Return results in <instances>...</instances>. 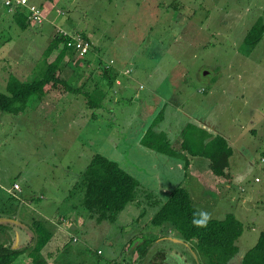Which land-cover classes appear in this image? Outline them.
I'll use <instances>...</instances> for the list:
<instances>
[{
	"label": "rangeland",
	"instance_id": "rangeland-1",
	"mask_svg": "<svg viewBox=\"0 0 264 264\" xmlns=\"http://www.w3.org/2000/svg\"><path fill=\"white\" fill-rule=\"evenodd\" d=\"M29 2L45 18L21 29L0 0V92H8L12 74L25 81L41 77L44 52L58 30L82 31L94 46L88 55L65 57L60 77L80 86L90 72L97 78V70L111 64L121 83L97 108L86 105L84 93L58 83L41 99L31 95L18 113L0 110V215L17 221L10 227L12 247L30 242L35 218L54 225L43 253L48 264L151 263L161 244L180 246L173 226L151 222L159 207L152 202L165 201L177 185L212 218L233 213L243 228L240 253L253 247L264 231V33L253 49L243 39L264 18V0ZM99 60L102 67L93 69ZM160 115L155 128L176 141L172 154L142 144L144 131ZM186 124L187 152L202 151L204 137L228 139L230 179L215 175L202 156L189 171L177 167L186 158L178 145ZM96 153L117 161L140 183L138 199L114 222L91 216L73 186ZM146 238L154 241L153 249L133 261L136 242ZM182 241L193 264H207L201 254L195 260L191 244ZM26 259L21 254L12 264Z\"/></svg>",
	"mask_w": 264,
	"mask_h": 264
},
{
	"label": "trees",
	"instance_id": "trees-1",
	"mask_svg": "<svg viewBox=\"0 0 264 264\" xmlns=\"http://www.w3.org/2000/svg\"><path fill=\"white\" fill-rule=\"evenodd\" d=\"M12 12L17 17L21 29H25L27 24L33 21L29 18V9L26 7H17ZM79 33L85 40L89 41L84 32ZM262 33H264V18L260 16L251 25L243 41L253 49L260 40ZM68 39V37H63L57 32L52 35L44 52V70L41 77L25 81L13 74L9 76L8 92H0L1 111L18 113L26 107L27 100L31 95H38L41 99L49 94L58 83H63L69 92L84 93L87 98V106L91 108L101 106L108 90L115 88L119 72H115L111 64L102 67L99 60L98 64L93 67V69L96 66L102 67L97 70L99 76L95 78L93 74L95 71L93 70L80 86L60 77L57 71L65 57L73 58L77 55V50L66 44ZM93 48L94 46H91L86 54L92 52ZM56 51V56L50 60L51 54ZM111 62L114 61L111 59ZM160 119L161 115L154 119V122L147 128L142 138V144L156 152L172 154L175 150V144H172L164 133L156 131L155 127L161 121ZM189 126L190 124H186L182 129L184 137L178 143L181 144V150L185 149V145L190 147L187 132ZM202 129L204 130V128ZM206 139L204 137L202 142V151L193 152L190 149V153L208 158L210 169L215 175L230 179L229 159L232 155V147L228 139L225 136L217 135L205 143ZM186 150L189 151L188 147ZM185 159V167L188 168V158ZM139 184L138 180L122 168L117 161L102 153H96L73 186L79 189L82 198L81 205L91 216H94L98 222H114L117 215L129 203L138 199L137 188ZM148 193L151 192H147L146 195ZM152 204L159 206L153 219H151L152 224L164 226L168 223L176 229L180 238L194 240L200 254L207 258V264H228L239 251L237 241L243 233L239 219L230 213L224 219L212 218L206 228L194 227L192 225L193 213L200 209L193 204L191 195L185 186L177 185L169 192L165 201L156 199ZM44 221L47 222L46 220L32 219L31 240L19 249L13 248L10 241L12 224L0 223V264H12L21 254L26 256V264H48V256L46 257L43 253L54 237V225L50 223V226H46ZM71 241L72 239H70ZM131 242L134 245L135 240H131ZM153 243L154 241L149 238L139 241L135 250L137 258L144 257L150 251ZM152 258V264H162L163 255L161 252L155 253ZM240 264H264V231L259 235L256 244L243 253Z\"/></svg>",
	"mask_w": 264,
	"mask_h": 264
},
{
	"label": "crops",
	"instance_id": "crops-1",
	"mask_svg": "<svg viewBox=\"0 0 264 264\" xmlns=\"http://www.w3.org/2000/svg\"><path fill=\"white\" fill-rule=\"evenodd\" d=\"M116 83H121V80L119 79V78H117V80H116ZM117 85V84H116ZM143 87V86H142ZM115 88H116V86H115ZM144 88V87H143ZM207 125L206 124H203V127H206ZM146 131H147V129H146ZM146 131H144V134L146 133ZM156 131L157 132H161V133H164L165 134V137L166 138H168V136L166 135V133L165 132H163V131H159V130H157L156 129ZM144 136V135H143ZM169 139V138H168ZM181 139V138H180ZM182 139H183V137H182ZM182 139H181V141H182ZM211 139V137H208L207 139H206V141H205V143L206 142H208L209 140ZM170 140H173V139H169V141ZM171 142V141H170ZM176 142V141H175ZM175 142H174V144H175ZM179 145V144H178ZM145 146V145H144ZM180 146H181V144H180ZM146 147V146H145ZM146 149H150V148H148V147H146ZM152 150V149H151ZM154 151V150H153ZM163 154V153H162ZM183 154L186 156V158H188V162H189V166H188V168H186L185 167V162H186V159H184V161L183 162H181V163H177V167H181V168H186L188 171L191 169V167H192V165H193V163H194V159H195V157H199V156H201V155H192L190 152H187V150L186 149H184L183 148ZM202 157H204V156H202ZM206 158V157H205ZM208 159V158H207ZM209 167H210V160H209ZM227 186H230L231 185V183H232V180L230 181V180H227ZM211 186H212V189H211V187H210V191L211 192H215L216 191V186L214 185V184H211ZM19 189V188H18ZM187 189V188H186ZM172 190V189H171ZM171 190H169L168 192H170ZM188 191V193H189V195H190V192H189V190H187ZM169 194V193H168ZM192 198V197H191ZM160 237V239L158 240V244H159V242H160V244H161V240H162V238L163 237H161V236H159ZM178 238H180L179 236H178ZM157 240V239H156ZM171 240V239H170ZM188 241V244L190 243L191 244V248H192V250L190 249V246L189 245H187L188 247H189V254L191 255L192 253H193V255L195 256V260H199V258H200V252H199V250L198 249H196V247H195V243L193 242V243H191V240H187ZM138 242L139 241H137L136 242V245L138 244ZM176 242H178L179 244H180V246H176V247H167V245L165 246L164 244H161V246L164 248V249H162V251L160 250V252L162 253V255H163V259H162V264H193V262L190 260V258L188 257V256H186V252H185V250H184V247H182L181 245H184L183 244V241H182V238H180V239H178V240H176ZM154 244V243H153ZM153 246V245H152ZM152 248V247H151ZM150 248V249H151ZM153 249V248H152ZM151 249V250H152ZM150 250V251H151ZM188 251V250H187ZM148 253V255H149V252H147ZM155 253H158V252H155ZM244 253V252H243ZM243 253H240V251L239 252H237V254L229 261V263L228 264H240V261H241V258H242V255H243ZM135 257H137V253L135 252V253H133V256H132V260L133 259H143L144 257H147L146 255L144 256V257H142V258H135ZM136 260H133V261H136ZM149 263V260H147V264ZM149 264H151V263H149Z\"/></svg>",
	"mask_w": 264,
	"mask_h": 264
},
{
	"label": "built area",
	"instance_id": "built-area-1",
	"mask_svg": "<svg viewBox=\"0 0 264 264\" xmlns=\"http://www.w3.org/2000/svg\"><path fill=\"white\" fill-rule=\"evenodd\" d=\"M3 4L8 7L10 11H15L17 7H26L29 9V18L37 21V23H42L45 18L43 9L37 6V4H33L29 2V0H3ZM61 12V11H59ZM57 33H60L61 36L68 37L69 39L66 41V44L69 47L75 48L77 52L80 54H86L90 50L89 41L85 40L80 33L72 34L69 32H65L64 30H58ZM76 35V36H74ZM128 73L130 71H127ZM126 73V72H125ZM15 185V186H14ZM13 188L18 189V185L14 184Z\"/></svg>",
	"mask_w": 264,
	"mask_h": 264
},
{
	"label": "clouds",
	"instance_id": "clouds-1",
	"mask_svg": "<svg viewBox=\"0 0 264 264\" xmlns=\"http://www.w3.org/2000/svg\"><path fill=\"white\" fill-rule=\"evenodd\" d=\"M212 219L210 213L204 210H198L193 213L192 225L196 228H206Z\"/></svg>",
	"mask_w": 264,
	"mask_h": 264
},
{
	"label": "water",
	"instance_id": "water-1",
	"mask_svg": "<svg viewBox=\"0 0 264 264\" xmlns=\"http://www.w3.org/2000/svg\"><path fill=\"white\" fill-rule=\"evenodd\" d=\"M17 221L11 218H6V217H0V223H11L15 224Z\"/></svg>",
	"mask_w": 264,
	"mask_h": 264
},
{
	"label": "flooded vegetation",
	"instance_id": "flooded-vegetation-1",
	"mask_svg": "<svg viewBox=\"0 0 264 264\" xmlns=\"http://www.w3.org/2000/svg\"><path fill=\"white\" fill-rule=\"evenodd\" d=\"M162 237H164V236H162Z\"/></svg>",
	"mask_w": 264,
	"mask_h": 264
}]
</instances>
